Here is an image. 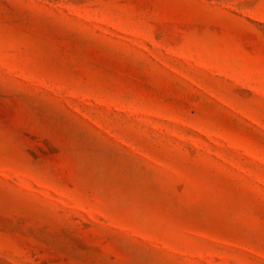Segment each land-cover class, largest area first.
Here are the masks:
<instances>
[{
  "label": "rangeland",
  "instance_id": "374dc122",
  "mask_svg": "<svg viewBox=\"0 0 264 264\" xmlns=\"http://www.w3.org/2000/svg\"><path fill=\"white\" fill-rule=\"evenodd\" d=\"M0 264H264V0H0Z\"/></svg>",
  "mask_w": 264,
  "mask_h": 264
}]
</instances>
